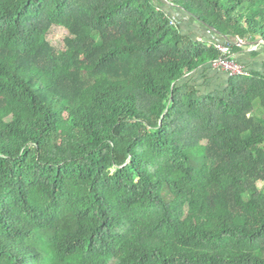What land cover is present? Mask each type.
Masks as SVG:
<instances>
[{"label": "trees", "instance_id": "obj_1", "mask_svg": "<svg viewBox=\"0 0 264 264\" xmlns=\"http://www.w3.org/2000/svg\"><path fill=\"white\" fill-rule=\"evenodd\" d=\"M168 1L264 43V0ZM178 17L0 0V264H264V71L201 94L221 39Z\"/></svg>", "mask_w": 264, "mask_h": 264}, {"label": "crops", "instance_id": "obj_2", "mask_svg": "<svg viewBox=\"0 0 264 264\" xmlns=\"http://www.w3.org/2000/svg\"><path fill=\"white\" fill-rule=\"evenodd\" d=\"M193 28H195V32L191 31L188 26L187 23H183L182 25V32L185 34H189L187 33V31H190L191 36H193V38H197V36H202L204 33L202 31V28L196 23L193 22ZM201 28V29H200ZM200 29V30H199ZM207 38H209V36H207ZM238 38V36H237ZM248 45L245 46H241V43H244L241 41L240 44H238L237 42H233L235 43L233 46H236L238 48V51L235 53L236 58L239 62H242L244 64H246V66L249 68L250 71H260L263 72L264 68L262 69V67H260V63H259V57H260V51L262 50L264 52V45L263 47L261 46V41L258 39H254V41H248L245 40ZM260 43V44H259ZM261 59V58H260ZM256 60V61H255ZM261 64L264 62L262 60ZM228 76L226 75V73L222 72V71H216L210 68L207 69H203V70H199L196 73H193L192 75H190V77L186 80L187 83L194 85L197 87V89L199 90V92L201 93V89L202 88H210V84L213 85V87L216 89H225L227 87V83H228ZM205 92H202L201 94L204 95Z\"/></svg>", "mask_w": 264, "mask_h": 264}, {"label": "built area", "instance_id": "obj_3", "mask_svg": "<svg viewBox=\"0 0 264 264\" xmlns=\"http://www.w3.org/2000/svg\"><path fill=\"white\" fill-rule=\"evenodd\" d=\"M223 40L224 39H222V41ZM231 45L232 44L223 43L221 41L216 42L215 47L219 51L220 56L218 59L210 62L208 68L222 71L226 73L229 78L247 75L250 73L249 68L236 59L235 55L232 53ZM261 46L263 47L262 43Z\"/></svg>", "mask_w": 264, "mask_h": 264}, {"label": "rangeland", "instance_id": "obj_4", "mask_svg": "<svg viewBox=\"0 0 264 264\" xmlns=\"http://www.w3.org/2000/svg\"><path fill=\"white\" fill-rule=\"evenodd\" d=\"M178 18H180L181 21L184 20L182 22L183 23H187L188 28L191 31H194L195 32V28L192 27L194 23H191L189 21V18H187V17H178ZM202 31L204 33H201V34H204V35L209 36V39L214 40L215 38H217V39H221L220 41L223 42V43H227V44L229 43L230 44V42H227L226 40L225 41L224 40L222 41V38H219V36H216L215 34L210 33V31H208L207 29H203L202 28ZM187 33L191 34L190 31H187ZM67 35H68V32H67L66 29H63V28H60V27H55V28H52V30L49 33V40L55 46V48H57V49H64L63 40H64L65 36H67ZM235 38H237V36H235ZM237 39L240 40V41L237 40L238 41L237 42L238 44H240L241 41L242 42H246L245 40H242L240 38H237ZM246 40L251 41V42L254 41V39L251 38V36H249V39H246ZM242 44L243 43H241V46H243ZM259 53L261 54L260 57H259L260 67H262V69H263L264 68V62L261 64V61L260 60L264 61V52L261 50ZM235 57H236V55H235ZM209 86H210V88H205V89L202 88L201 89L202 92H205L204 95H206V94H208V93H210V92H212V91L215 90V88L213 87L212 84H210ZM259 186H261V185H259Z\"/></svg>", "mask_w": 264, "mask_h": 264}, {"label": "water", "instance_id": "obj_5", "mask_svg": "<svg viewBox=\"0 0 264 264\" xmlns=\"http://www.w3.org/2000/svg\"><path fill=\"white\" fill-rule=\"evenodd\" d=\"M163 5H164V9L166 11H168L169 13L175 15V16H179V17H187V18H190V19H194L196 23H198V21L195 19V17L190 14L188 11H186L184 8L178 6V5H175L173 3H171L170 1L168 0H160ZM203 25V24H202ZM208 31L210 32H213L216 36H219V38H222L224 40H226L227 42H230V44H235L233 43L232 41L229 40V38H235V36L233 35H225L213 28H210L208 27L207 25H203ZM239 38V36H238ZM261 43L264 45L263 41L260 40Z\"/></svg>", "mask_w": 264, "mask_h": 264}]
</instances>
